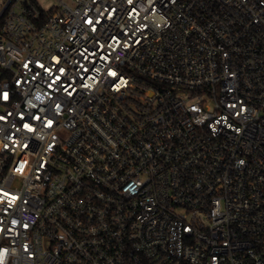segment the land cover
Instances as JSON below:
<instances>
[{"label":"built area","instance_id":"1","mask_svg":"<svg viewBox=\"0 0 264 264\" xmlns=\"http://www.w3.org/2000/svg\"><path fill=\"white\" fill-rule=\"evenodd\" d=\"M4 0L0 264H264V0Z\"/></svg>","mask_w":264,"mask_h":264},{"label":"rangeland","instance_id":"2","mask_svg":"<svg viewBox=\"0 0 264 264\" xmlns=\"http://www.w3.org/2000/svg\"><path fill=\"white\" fill-rule=\"evenodd\" d=\"M3 1L4 0H0V7L2 6V4H3ZM54 4H56V1L55 0H45L44 1V6H51V5H54Z\"/></svg>","mask_w":264,"mask_h":264}]
</instances>
